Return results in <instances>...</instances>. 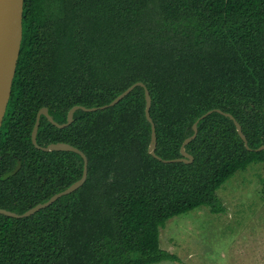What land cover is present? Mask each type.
Masks as SVG:
<instances>
[{
    "label": "trees",
    "instance_id": "obj_1",
    "mask_svg": "<svg viewBox=\"0 0 264 264\" xmlns=\"http://www.w3.org/2000/svg\"><path fill=\"white\" fill-rule=\"evenodd\" d=\"M137 81L151 97L161 158L180 157L193 122L214 108L233 115L250 149L232 120L213 111L186 145L192 162L151 156L140 86L111 107L78 109L63 128L41 117L37 143L81 150L87 178L27 217L0 214V264L179 261L159 245L165 222L203 205L225 212L216 190L264 163V149L254 150L264 144V0H23L3 117L8 132L28 131L8 142L0 131V208L22 213L81 176L79 154L30 142L40 106L51 103L64 122L71 106L109 103ZM5 151L19 158L12 170Z\"/></svg>",
    "mask_w": 264,
    "mask_h": 264
},
{
    "label": "rangeland",
    "instance_id": "obj_2",
    "mask_svg": "<svg viewBox=\"0 0 264 264\" xmlns=\"http://www.w3.org/2000/svg\"><path fill=\"white\" fill-rule=\"evenodd\" d=\"M216 195L225 212L203 205L165 222L159 245L179 261L155 264H264V163L236 171Z\"/></svg>",
    "mask_w": 264,
    "mask_h": 264
},
{
    "label": "water",
    "instance_id": "obj_3",
    "mask_svg": "<svg viewBox=\"0 0 264 264\" xmlns=\"http://www.w3.org/2000/svg\"><path fill=\"white\" fill-rule=\"evenodd\" d=\"M22 13H23V0H0V126L2 123L3 116L5 114L7 102L10 96L12 80L14 77L16 63H17L19 50H20V44H21V39H22ZM136 86H140L143 89L144 100H145L144 115H145L147 122L150 124V139H149V143L147 146V153L157 158L158 160H161L165 163H169V162L190 163L192 162L193 156L186 150V145L189 144L196 137L199 120H201L202 118H204L205 116H207L213 111L223 114L225 117L232 120L236 128L238 136L242 139L245 147L247 149H250V147H248L247 145V140L245 138V135L243 134L241 130V126L238 123V121L233 117V115H231L228 112H224L221 109L214 108V109L206 111L193 122L191 126L192 133L185 136V138L183 139L179 147L180 157L172 158V159L161 158L155 153V149H156L155 125L149 113V109L151 105V97H150L149 91L147 87L145 86V84L140 81H137L131 84L130 86H128L125 90H123L117 96H115L109 103L103 104L101 106H90V107H86L83 105H73L68 110L66 114V121L64 123H58L55 120H53L52 116L48 114L46 107L40 108L36 114V120L32 128V132H31L32 144L36 148L42 151H46V152L48 151H70V152H75L79 154L83 160L81 176L77 180L72 182L65 189L54 193L47 200L35 204L34 206L28 208L26 211L22 213L0 208V214H3L8 217H12V218L27 217L35 213L36 211L49 206L59 197L67 195L75 191L85 182L87 178L88 160H87L86 155L81 150L65 142H53V143L47 144L46 146H40L37 144L36 134H37V129L39 125L40 115H44L49 120V122L52 123L57 128H63V127L68 126L72 122L73 114L76 110L80 109L82 111L91 112V111H96L97 109H105L107 107H111L115 105L117 102H119L123 97H125ZM263 149H264V144H261L254 150L260 151ZM14 172L15 170L12 171L11 173H14Z\"/></svg>",
    "mask_w": 264,
    "mask_h": 264
},
{
    "label": "flooded vegetation",
    "instance_id": "obj_4",
    "mask_svg": "<svg viewBox=\"0 0 264 264\" xmlns=\"http://www.w3.org/2000/svg\"><path fill=\"white\" fill-rule=\"evenodd\" d=\"M9 100V99H8ZM7 106H8V102H7ZM7 106H6V109H7ZM42 107H46L47 108V112H48V114L50 115V116H52V119L53 120H55V118H54V115H55V108H54V106L51 104V103H49V106H45V105H43V106H40L38 109H37V111H36V114H37V112H38V110L40 109V108H42ZM72 107V106H71ZM70 107V108H71ZM69 108V109H70ZM68 109V110H69ZM68 110L65 112V121H66V114H67V112H68ZM77 111V110H76ZM75 111V112H76ZM74 112V113H75ZM6 113H7V110H6V112H5V115H6ZM4 115V116H5ZM41 117H44L48 122H49V120L44 116V115H40V118H39V124H40V121H41ZM35 120H36V115H35V118H34V122H33V125L31 126V128H30V132H29V136H30V142H31V132H32V128H33V126H34V123H35ZM73 120H74V114H73ZM73 120H72V122H73ZM28 121V120H27ZM56 121V120H55ZM64 121V122H65ZM56 122H58V121H56ZM64 122H58V123H64ZM50 123V122H49ZM52 124V123H51ZM3 125V126H2ZM53 125V124H52ZM54 126V125H53ZM38 128H39V125H38ZM0 131L2 132V133H5L6 134V136L3 138L4 139V142H8L9 140H10V137L9 136H11V137H13V139H15L16 140V138H23V137H26L27 136V129L25 128V129H23V130H21V131H16V132H13L14 134H12V133H10V132H8V130H7V128L6 127H4V117H3V120H2V123H1V126H0ZM37 132H38V129H37ZM16 134V135H15ZM36 142H37V134H36ZM58 142H60V141H58ZM32 143V142H31ZM51 143H53V142H51ZM38 144V143H37ZM33 145V144H32ZM39 145V144H38ZM34 146V145H33ZM41 146V145H40ZM46 146V145H45ZM35 147V146H34ZM36 148V147H35ZM38 149V148H37ZM46 152V151H45ZM51 152V151H50ZM5 153H7L8 155H9V161L12 163V168L10 169V170H12L13 168H15L17 165H18V161H19V158H18V156L15 154V153H12V152H9V151H5ZM2 156L0 155V158H1ZM21 167H22V165H21V163H19V168H18V170H20L21 169ZM10 170H7V172L8 171H10ZM24 177V176H23ZM60 198V197H59ZM57 200V199H56Z\"/></svg>",
    "mask_w": 264,
    "mask_h": 264
}]
</instances>
